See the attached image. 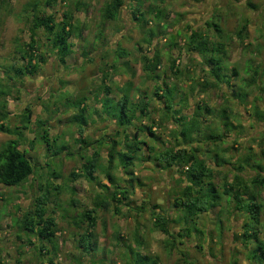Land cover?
I'll use <instances>...</instances> for the list:
<instances>
[{"label": "rangeland", "instance_id": "rangeland-1", "mask_svg": "<svg viewBox=\"0 0 264 264\" xmlns=\"http://www.w3.org/2000/svg\"><path fill=\"white\" fill-rule=\"evenodd\" d=\"M33 1H38L43 8L44 0H0V84L2 87L6 85V89L10 88L8 94L0 100V104L7 103L5 108L7 119L4 122L7 128L6 132L0 131V149L5 142L19 136L17 133L14 134L15 131L14 133L7 131L20 127L23 133L21 148L28 151L35 166L34 175L30 176L27 181L15 186L0 184V264H49L50 259L56 264H130L125 256L124 243L135 246V233L144 243L141 247L142 252L159 257L162 264H251L248 260V249L240 243L241 240L235 238V234L242 231L241 227L244 222L242 214L234 212L231 217L227 218L229 214L225 213L222 217L223 228L220 230L216 216L218 208L201 217L200 223L206 231L204 237L200 239L196 236L178 237L175 240L178 248L171 249L167 242H172L173 239L153 228L152 213L155 210L152 206L159 204L165 211L175 215L176 209L172 208L171 189L180 176L174 170L158 172L151 163H146L135 171L136 177L143 181V185L136 186L131 201L134 207H140L144 201L148 200L152 206L138 215L124 205L120 207L118 213L113 210L108 212L99 210L96 213L98 225L95 235L100 242V253L91 256L86 254L77 247V240L83 228L74 223V217L89 205L99 188L96 183H91L86 178L73 180L71 173L73 171L82 172V164L86 160L80 156L82 153L84 156L91 155L94 149L88 146L80 150L82 144L78 143L79 138L95 140L105 133L114 132L115 127L110 121H102L98 115L93 113L95 108L100 109V103L96 101L95 96L103 83L112 88L114 97L121 95L129 81L133 83V95L136 89L142 93L146 92L149 96L152 95L155 83L147 79L143 71L141 53L147 52L153 55L159 51L162 59L160 72L165 71L166 75L170 74L171 58H177L181 54L180 68L197 76L200 74L197 57L186 51V38L191 31L207 32L208 27L205 23L214 18L220 20L221 27L230 36L228 59L231 66L236 65L241 74L245 73L244 68L251 55L256 58L255 65L264 64V39L260 30L263 22L264 0H146L143 5L144 9L149 10L150 7L162 9L165 13L163 23L167 24L166 35L155 37L152 45L146 43L144 39L147 38L146 30L155 25L154 14L147 15L150 22L143 31L134 19L129 0H126L122 7L120 17L108 22L104 21L101 13L103 6L109 0L59 1L53 7L48 8V12H55L60 20L63 11L68 7L74 9L79 6L75 18L82 27L85 40L73 39L76 47L66 66L47 52L48 63L42 66L38 74L17 78L14 76V69L24 64L25 61L21 58L20 52L23 45L30 41L31 22L26 8ZM245 20L248 21L249 27L248 37L245 38L244 43L250 45L249 52L242 50V45L236 36ZM100 32L103 33L101 41L98 37ZM208 33L214 35L215 31L211 29ZM38 38L45 41L42 29L38 32ZM172 41L177 42L179 46L171 47ZM105 43L108 45L105 46ZM120 44L130 54L122 57L121 61H130L132 71L136 73L135 77L123 68L117 71L111 70L105 76L108 67L103 63H111L114 57L111 50ZM139 45L141 50L138 49ZM181 47L182 53H180ZM46 49V47L43 48V51ZM84 50L88 53L87 57L83 54ZM105 53H108V56H105ZM194 63L197 67H194ZM7 71L9 74L6 73ZM8 75L15 78L9 79ZM184 80L189 85L190 81ZM169 81L175 80L170 77ZM198 90L190 95V106L184 110V113H191L198 103L205 101L214 109L215 115H211L214 121L213 127L223 130L222 122L216 114L225 104L224 90L221 88L210 89L207 92H202L200 88ZM83 95L88 97L86 104L89 109L86 113L87 124L80 133L78 125L69 121V118L75 113V108L71 106L72 103ZM253 96L261 99L258 104L264 109V90H256ZM251 100L252 97H250ZM150 103L154 108V117L158 120L162 106L153 97ZM231 105L242 114V128L237 136L238 129L233 131L232 136L226 134L222 144L221 142L219 144L222 149L226 150L222 155L234 161L240 155L247 153L249 147L254 154L259 153L264 145L262 141L264 140L262 132L264 125L251 119L247 114V109L243 106L236 103ZM27 109H30V121L24 128L22 119ZM3 110L0 107V112ZM39 120L46 122L42 128L38 124ZM234 121L237 123L236 120ZM173 127V123L166 121L165 127L158 129L157 132L163 135L168 143H174L170 134ZM40 130L47 131L50 143L52 146L55 145L54 150L51 148L47 150V144L39 137ZM234 136L237 141L231 138ZM55 138H57L56 143L53 141ZM63 145L68 147L66 153L72 154L66 155L65 153L60 157L54 155L53 152ZM200 147L207 148L205 144H201ZM208 148L211 149L214 146L210 145ZM105 153L104 149L103 155ZM53 170L59 173V177L50 179L49 184L62 187L56 196L55 191L52 190L53 195L47 206L50 212L55 210L54 216L59 227L57 237L54 239L57 250L54 254L49 245L52 253L42 254L40 247L43 242L37 233L23 230L21 222L27 212L34 210L35 198L41 194L38 184H46L48 174ZM244 175L246 178L253 177L254 172L249 168L246 169ZM95 176L99 181L106 182L100 171L96 172ZM229 177L231 179L232 174ZM221 178V175H218L216 181L221 183ZM262 193L264 198V188ZM72 200L77 201L75 206H71ZM260 218L261 237H264V211ZM170 230L176 235L178 227L172 226ZM117 233L123 235L125 239L121 242L116 240ZM102 247L105 248L104 252Z\"/></svg>", "mask_w": 264, "mask_h": 264}, {"label": "trees", "instance_id": "trees-1", "mask_svg": "<svg viewBox=\"0 0 264 264\" xmlns=\"http://www.w3.org/2000/svg\"><path fill=\"white\" fill-rule=\"evenodd\" d=\"M59 1L65 2L66 0H44L43 8L38 1H33L29 3L31 12H29V7L26 8L31 22L30 41L23 45L20 52L21 58L25 61L24 64L14 69V76L17 78L38 74L42 66L48 63L47 52H50L58 62L66 66L76 47L73 39L85 40L82 27L75 18L79 6L74 9L68 7L63 11L60 20L55 12H48V8L53 7ZM145 1L129 0L134 19L140 24L142 30L150 22L147 15L154 14L155 25L146 30L147 38L144 39L146 43L152 45L155 37L166 35L167 24L163 23L165 14L163 10L152 7L145 10L143 7ZM125 3L126 0H109L102 8L101 15L104 21L117 20ZM249 5L253 6L251 3ZM217 17L219 18V14ZM219 21V19L212 18L205 23L208 27L207 32L195 30L187 35L186 51L197 57L200 69V74L197 76L180 68L181 54L177 58H171L170 74L166 75L165 71L160 72L162 59L159 51L153 55L143 52L140 55L143 71L147 79L155 83L151 98L146 92L142 93L137 89L133 95L131 81L126 84L119 97L112 95V88L106 83L100 86L95 96L96 101L100 103V109L95 108L93 113L98 115L102 121H110L115 129L113 133H105L99 139L79 138L78 143L82 144L80 150L88 146H92L94 149L91 155L84 156L82 153L80 156L86 160L82 164V172L73 171L71 173L73 180L86 178L89 182L96 183L99 188L89 205L74 217V223L83 228L77 240V247L86 254L91 256L100 253V242L95 235L98 225L96 213L99 210L104 212L113 210L118 213L120 207L124 205L138 215L152 206L149 200L144 201L140 207L132 206L131 201L136 186L143 185V181L136 177L135 171L140 166L151 163L158 172L174 170L180 176L171 189L172 208L176 209L175 215L165 211L159 204L152 206V209L155 210L152 213L153 228L173 239L172 242H167L171 249L178 248L175 241L178 237L192 238L196 236L199 239L204 237L206 231L200 223L201 217L218 208L216 216L220 230L223 228L222 217L225 213L229 214L227 218L231 217L234 212L242 214L244 218L242 231L236 233L235 238L241 240L240 243L248 249V260L251 264H264V237H261L260 221V216L264 211L262 193L264 188V145L259 153L254 154L249 147L247 153L232 161L222 155L226 150L222 149L219 144V142L222 144L226 134L232 136L233 131L238 129V133H235L237 136L242 128V114L233 108L232 103L243 106L247 109V114L251 119L264 125V109L258 104L261 99L253 96L256 90H264V64L255 65L256 58L251 55L246 68H244L245 73L241 74L238 66H231L228 59L230 36L221 27ZM248 27L249 23L245 20L236 33L244 52H247L250 46L244 43L245 38L248 37ZM40 29L44 31L45 41L38 38ZM211 29L215 31L214 35L208 33ZM260 30L264 39V14ZM102 35V32L98 35L100 41ZM107 45L105 43V46ZM170 46L176 47L179 44L172 41ZM45 47L47 49L43 51ZM151 48L153 49V46ZM138 49H142L140 45ZM182 51L181 47L180 53ZM111 52L114 54L111 63H103L108 67L106 71L104 70L105 76L111 70L117 71L119 68H123L132 77H135L136 73L132 71L130 61H121L122 57L130 55L127 49L120 44L117 48H112ZM83 54L85 57L88 55L85 50ZM105 56H108V53H105ZM194 67H197L195 63ZM6 73L9 74V71ZM170 77L175 81H169ZM8 78L14 79L15 77L8 75ZM184 79L190 81L189 85L184 82ZM199 88L202 92L217 88L224 90L225 104L216 114V117L222 122L223 130L213 127L214 121L211 119V115H215L214 109L205 101H202L201 104L198 103L194 109L192 107L191 113H184V110L190 106V95ZM9 90V87L6 89V85L2 87L0 84V100L8 94ZM152 97L162 106L158 120L154 117V108L150 103ZM250 97H252L251 101ZM87 99L88 97L83 95L71 105L75 108V113L71 115L69 121L78 125L80 133L87 124L86 113L89 109L86 104ZM6 106V102L0 104V107L4 109L0 112V131L3 132H6L7 128L4 123L7 119ZM29 113L30 109H27L23 114L24 128L30 121ZM166 121L174 124L170 132L174 143H168L163 135L157 132L158 129L165 127ZM38 124L42 128L46 122L39 120ZM7 132L17 133L19 136L5 142L0 149V184L15 186L33 176L35 166L28 151L21 148L23 133L20 127ZM262 132L264 138V130ZM236 136L231 138L237 141ZM39 137L47 144V150L50 148L54 150L55 145L52 146L50 143L46 130H40ZM56 139L53 140L55 143ZM211 141L213 142L211 143ZM262 141L264 143V140ZM209 143L214 148H208ZM201 144H205L207 148L202 149ZM67 148V145H63L53 154L60 157L67 152ZM104 149L106 150L105 155H103ZM70 154L72 153H66V155ZM249 168L254 172V176L246 178L244 172ZM98 171L104 175L106 182L99 181L95 176ZM230 174H232L231 179ZM218 175L222 177L221 183L216 181ZM58 177L59 173L53 170L48 174L46 184H38L41 194L35 198L34 210L27 212L21 222L23 230L37 233L43 242L40 247L42 254H51V249L55 254L57 250L54 239L57 237L59 227L54 216L55 210L50 212L47 206L53 192L55 191L54 195L56 196L62 190L59 185L51 186L49 184L50 179ZM76 202V200H72L71 206H75ZM172 226L178 227L176 235L170 230ZM115 238L120 242L125 239L120 233H117ZM134 240L135 246L124 243L125 256L130 264H162L159 257L142 252L141 247L144 243L136 233ZM199 246L201 247V245ZM102 249L104 252L105 248L102 247ZM49 264L56 263L50 259Z\"/></svg>", "mask_w": 264, "mask_h": 264}]
</instances>
